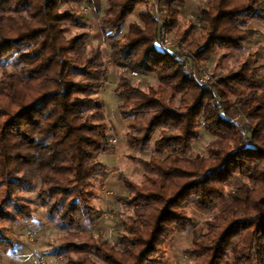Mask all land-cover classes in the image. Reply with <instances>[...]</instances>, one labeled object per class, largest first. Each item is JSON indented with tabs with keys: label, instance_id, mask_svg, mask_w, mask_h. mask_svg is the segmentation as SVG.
<instances>
[{
	"label": "trees",
	"instance_id": "trees-1",
	"mask_svg": "<svg viewBox=\"0 0 264 264\" xmlns=\"http://www.w3.org/2000/svg\"><path fill=\"white\" fill-rule=\"evenodd\" d=\"M74 1L0 0V253L22 245L10 225L33 218L21 193L34 182L48 217L68 228L54 248L64 264H161L171 238L192 225L187 207L209 209L239 181L183 251L185 264H264V44L233 67L222 63L261 35L249 23L264 24V0H209L187 28L177 23L186 0H154L169 12L161 19L151 0H107L100 15L98 0H84L122 69L114 93L128 120L125 144L150 151L127 155L141 181L117 174L124 192L114 200L131 213L118 217L113 242L85 229L103 212L93 203L107 175L99 155L114 145L96 97L102 53L86 50L85 32H65L79 23L63 9ZM175 28L165 46L162 30ZM214 56V80L199 84L200 63ZM134 76L155 83L142 87ZM201 128L211 141L190 155Z\"/></svg>",
	"mask_w": 264,
	"mask_h": 264
},
{
	"label": "rangeland",
	"instance_id": "rangeland-1",
	"mask_svg": "<svg viewBox=\"0 0 264 264\" xmlns=\"http://www.w3.org/2000/svg\"><path fill=\"white\" fill-rule=\"evenodd\" d=\"M99 1L98 14H103L106 8L107 0ZM153 1V2H152ZM153 4V10L157 17L167 18L169 12L165 5H160L154 0H151ZM209 0H186L183 6L180 8V14L178 16V25L185 28L195 21L196 12L200 6L207 4ZM175 6V5H174ZM144 6L137 7L133 13H131L122 29H125V25L132 20H137L138 12L143 9ZM63 9L73 10L79 14L78 24H68L65 32L67 35H74L76 33L85 32V48L92 52L95 49H99L104 59L106 76L105 80L100 87L97 88L96 97H98L105 109L106 120L112 132V139L114 148H118L115 152L114 149L108 152H104L99 155V160L106 165L107 175L102 179L101 185H97V195L93 199V203L100 208L103 212L92 227L87 223L85 229L104 236L111 240H115L117 236L116 222L118 217L124 218L131 213V209L117 203L114 200V194H121L124 192L121 182L117 178L118 172L125 173L130 179L135 182L141 181V168L138 164L132 162L128 158V154H134L137 156L148 157L149 152L138 153L131 151L125 144V132L127 130V119H124L117 110V104L119 103L118 96L114 93L115 83L121 72V68H118L109 60L107 41L104 40L102 35L98 31V20L97 17L84 5V0H75L74 2L63 5ZM253 21H250L249 26ZM259 26V24H258ZM262 28L261 35L255 37L249 41L245 48L240 51H231L228 57L222 61L224 65L233 67L237 61L249 51H253L259 44H264V25H260ZM175 31L172 32L162 30L170 41L165 46H171L172 40H175ZM182 47L187 49L186 43H182ZM214 56L210 61L206 63H200L199 71L197 75H202L204 72L209 74V81L214 80V74L212 73ZM146 81L154 84L155 79L150 77L144 79L142 77L134 76L133 82L145 87ZM240 119V118H237ZM211 141V136L207 134L202 128L200 129L199 138L193 143V148L189 152L190 155H195L198 152H202L205 145ZM124 146L123 148H121ZM152 146V144H151ZM241 182L237 181L233 186L226 189V196L216 202V204L206 210L198 209L194 206L187 207L188 215L192 220L190 225L184 232L178 233L171 238V241L167 247L165 254L161 257V264H185L186 256L183 251L189 247L192 243L193 238L199 233L205 230L206 221L217 215L229 202V193L239 186ZM38 185L34 182L30 187L21 193L25 198L27 204H31L33 211V218L30 220H20L16 224L10 225L13 232L19 235L22 240V245L17 247L15 253H0V264H64V258L62 255H56L54 248L59 243V238L66 233L67 227L61 226L55 218L48 217L45 208L42 207L36 197V189ZM4 190V186L0 187V191ZM107 215V219L104 216Z\"/></svg>",
	"mask_w": 264,
	"mask_h": 264
},
{
	"label": "built area",
	"instance_id": "built-area-1",
	"mask_svg": "<svg viewBox=\"0 0 264 264\" xmlns=\"http://www.w3.org/2000/svg\"><path fill=\"white\" fill-rule=\"evenodd\" d=\"M197 25H198V24H197ZM163 43H164L165 45H167V44L170 43V41L168 40V38H167L165 35L163 36ZM131 75H136V72L132 71V72H131ZM209 78H210V76H209V74H207L206 72H204V74H202V75H197V76H196V80H197V82H198L199 84H204V83L209 82ZM113 141H114V140L111 139V142H113ZM104 218L107 219V215H105Z\"/></svg>",
	"mask_w": 264,
	"mask_h": 264
},
{
	"label": "crops",
	"instance_id": "crops-1",
	"mask_svg": "<svg viewBox=\"0 0 264 264\" xmlns=\"http://www.w3.org/2000/svg\"><path fill=\"white\" fill-rule=\"evenodd\" d=\"M253 21V23H251V25H253L254 27L253 28H256V29H258V30H260V31H262V28H261V26L260 25H264L263 23H261L260 21H257V20H252ZM258 24H259V26H258ZM124 146H122L121 148H123ZM118 149V148H117ZM117 149L116 148H114V151L116 152L117 151Z\"/></svg>",
	"mask_w": 264,
	"mask_h": 264
}]
</instances>
